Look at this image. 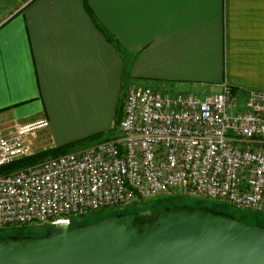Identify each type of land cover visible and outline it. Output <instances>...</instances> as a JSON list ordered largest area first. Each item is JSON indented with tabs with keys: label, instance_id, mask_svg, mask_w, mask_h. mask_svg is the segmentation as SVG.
<instances>
[{
	"label": "crops",
	"instance_id": "crops-1",
	"mask_svg": "<svg viewBox=\"0 0 264 264\" xmlns=\"http://www.w3.org/2000/svg\"><path fill=\"white\" fill-rule=\"evenodd\" d=\"M223 86L264 93V0H0V131L45 122L36 155L108 139L129 88Z\"/></svg>",
	"mask_w": 264,
	"mask_h": 264
},
{
	"label": "built area",
	"instance_id": "built-area-1",
	"mask_svg": "<svg viewBox=\"0 0 264 264\" xmlns=\"http://www.w3.org/2000/svg\"><path fill=\"white\" fill-rule=\"evenodd\" d=\"M45 122L0 131V168L32 158ZM118 136L0 173V230L58 224L180 194L264 213V93L129 88Z\"/></svg>",
	"mask_w": 264,
	"mask_h": 264
},
{
	"label": "water",
	"instance_id": "water-1",
	"mask_svg": "<svg viewBox=\"0 0 264 264\" xmlns=\"http://www.w3.org/2000/svg\"><path fill=\"white\" fill-rule=\"evenodd\" d=\"M67 225L0 237V264H264V225L206 206Z\"/></svg>",
	"mask_w": 264,
	"mask_h": 264
},
{
	"label": "rangeland",
	"instance_id": "rangeland-1",
	"mask_svg": "<svg viewBox=\"0 0 264 264\" xmlns=\"http://www.w3.org/2000/svg\"><path fill=\"white\" fill-rule=\"evenodd\" d=\"M36 132H38L37 130H35ZM34 132V133H36ZM39 135V132H38ZM118 136V132H117V127L114 126L112 128L111 131V135L109 138L111 137H115ZM39 139V137H38ZM33 144V140H31V142ZM37 145V144H36ZM48 148V147H47ZM45 158V156H44ZM43 158V159H44ZM47 158V157H46ZM49 159V158H47ZM44 159V160H47ZM42 160V161H44ZM41 161H38L36 163L33 164H37ZM31 164V165H33ZM179 205H186V206H206L209 208H217L220 209L222 212L228 213L234 217H236L237 219L249 223L251 225H264V213H259V212H253L250 210H241V209H236L235 207L229 206V205H225V204H215V203H211L208 202L206 200H201V199H196V198H192V197H188V196H182L180 194H175L173 196H161V197H157L151 200H148L138 206H127V207H121V208H115V209H109V210H105V211H100V212H96V213H92L86 216H82L76 219L75 225L77 224H84L85 222H89L92 221L100 216H105L107 214H109L110 212H121L123 210H125L126 208H132L134 207L135 209L142 211V210H152V211H163V210H168L171 209L175 206H179ZM14 229H20V227H13ZM50 230L51 227L48 225H38V226H25L24 229L22 230H15L13 231L14 234H18V235H39L42 234L43 232ZM4 229L0 230V235L1 234H5L7 232H11V231H3Z\"/></svg>",
	"mask_w": 264,
	"mask_h": 264
},
{
	"label": "trees",
	"instance_id": "trees-1",
	"mask_svg": "<svg viewBox=\"0 0 264 264\" xmlns=\"http://www.w3.org/2000/svg\"><path fill=\"white\" fill-rule=\"evenodd\" d=\"M120 116H121V111L119 110V113L117 115V119H116V125L118 124L119 122V119H120ZM72 145H69L67 147H63V148H60V149H56V150H52V151H48V152H44V153H40L38 155H35L33 156L32 158H28V159H25V160H22L16 164H13V165H10V166H6V167H1L0 168V173L2 172H9L15 168H18V167H23V166H28V165H31L33 163H36L38 161H42L44 159H47V158H52V157H55V156H58L60 154H64V153H67L65 151H60V150H65L69 147H71ZM60 152V153H59ZM45 156V158H44ZM47 157V158H46ZM44 158V159H43ZM213 210H218V211H221L220 209H217V208H211ZM132 211H139L137 209H135L134 207L132 208H126L125 210L121 211V212H110L109 214L105 215V216H100L92 221H89V222H85L83 225H86L88 223H91V222H94V221H97L99 219H102V218H105L107 216H111V215H115V214H121V213H127V212H132ZM160 212V211H158ZM25 226H22L20 227V229H14V228H7V229H4L5 231H11V232H7L5 234H1L0 237H3V236H9V235H15V236H25V235H18V234H14L13 231L15 230H22L24 229ZM52 228V227H51ZM3 230V231H4ZM49 231V229L45 232H43L42 234H39L38 236H41V235H44L45 233H47ZM35 235V234H34Z\"/></svg>",
	"mask_w": 264,
	"mask_h": 264
}]
</instances>
